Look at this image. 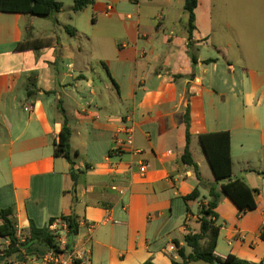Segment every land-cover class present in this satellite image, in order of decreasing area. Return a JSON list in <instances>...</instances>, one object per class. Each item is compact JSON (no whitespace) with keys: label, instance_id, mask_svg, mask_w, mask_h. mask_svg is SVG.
<instances>
[{"label":"crops","instance_id":"obj_1","mask_svg":"<svg viewBox=\"0 0 264 264\" xmlns=\"http://www.w3.org/2000/svg\"><path fill=\"white\" fill-rule=\"evenodd\" d=\"M148 1L151 8L145 13L139 0L135 18L131 15L126 18L135 19V38L123 44H112L113 57L103 63L111 78L106 88L116 91L120 103L114 105L110 99L111 105L102 104L94 108L91 101L82 95L84 92L95 95V80L91 79L88 67L78 63L82 48L78 46L77 51L72 50L73 54L64 49L58 50L64 44L60 36L55 35L56 41L50 47L17 51L18 44L28 38H49L40 35L42 25L38 21L45 18L0 11V117L6 124L11 144L10 147L0 146V160L7 155L12 158L20 156L29 161L25 166H17L11 161L9 170L1 174L3 178L0 179L11 195L4 208H14L21 241L29 234L30 220L35 222L28 206L42 208L51 204L59 209L63 203V214L74 211L81 225L77 236L66 237L68 247L86 251L89 263L143 264L151 259L155 264H172L173 259L179 260L175 240L184 245L187 234L199 232L200 208L209 201L207 186L200 188L201 197L198 200L186 202L184 199L200 184L194 170L181 161L187 145L184 115L189 105L190 150L193 157L195 144L200 145V135L229 131L233 179L242 180L258 190L257 208L242 216L234 203L222 195L224 198H221L217 208L218 224L222 208L227 205L236 218L225 219L232 222L233 228L225 229L228 247L223 250L220 249V241L224 225H221L215 254L222 259L234 254L243 260L264 262V177L260 175L264 173V166L254 171L245 169L242 177L235 175L234 133L232 129H220L219 124L208 122L206 115L205 95L227 100L238 89L235 64H223L219 56L221 51L217 50L214 41L212 2L199 0L195 10L196 29L190 43L188 13L183 10L177 14L171 0ZM99 5L95 0V10ZM108 7H113L115 13L112 4H107L103 12L106 13ZM61 12L49 18H58ZM56 22L60 24L57 19ZM67 26L71 25H64L65 31L75 38L77 30L72 29L70 33ZM162 31L167 33L160 35ZM100 47L109 48V43H100ZM211 47L218 51L217 55H207V52H212ZM243 72L247 99L242 115L235 116L233 126L236 131L249 127L264 134V125L260 120L264 105V72L258 73L247 67ZM28 87L36 88L38 93L28 97ZM140 94H143L141 101ZM130 102L133 109L128 105ZM20 107L30 114L26 120L15 125L13 118ZM61 108L72 131V150L78 152L76 194L73 193L74 181L68 161L56 158L54 149L49 155H42V150L50 146L54 148L59 138L64 125ZM54 110L59 115L52 118L49 111ZM130 127L134 128V146L122 143L126 139L125 131ZM75 134L85 151H88L90 140L108 145V153L104 156L107 167L98 168L97 161L91 159L88 153L72 146ZM25 136H29L25 144L15 146V141ZM110 151H114L112 155ZM254 151L264 162L263 136ZM204 157L208 162L205 154ZM142 163L147 167L146 172L140 170ZM197 164L204 182L214 183L209 163L212 177H206L201 163ZM249 171L262 179V188L253 185L252 178H243L250 176ZM51 177L60 182L55 183ZM24 180H28L29 185ZM188 181L195 182L190 189L185 187ZM1 197L0 192V203ZM181 202L185 203L182 211L179 209ZM52 214L55 213L48 216L60 218L63 215ZM174 220L181 223L178 229L174 228ZM177 232L179 235H176ZM229 241H232L231 245ZM9 245L8 240L0 237V264H34V260L48 250L46 246L36 244L7 257L5 251ZM187 252L190 253L191 249L187 248ZM190 264L220 263L197 261Z\"/></svg>","mask_w":264,"mask_h":264},{"label":"rangeland","instance_id":"obj_2","mask_svg":"<svg viewBox=\"0 0 264 264\" xmlns=\"http://www.w3.org/2000/svg\"><path fill=\"white\" fill-rule=\"evenodd\" d=\"M59 1L63 3V8L58 18H45L43 19L44 21H38V24L42 25L40 35L42 37L60 36L64 47H59L58 50L64 49L73 54L74 52L72 50L76 49L77 51L78 46L82 48L83 52L79 56L78 63L83 67H88L87 71L91 79L95 80V95H90L89 92H84L82 95L87 98L89 102L91 101L93 108L102 104L111 105V100L113 101L112 104L118 105L120 102L118 101L116 91L106 88V84L111 83V78L103 66V63H107V61L113 57L110 49L111 46L114 48L113 45L116 43L123 44L135 38L137 24H135L134 15H137V4L139 0H98L100 5L96 10L91 6L76 14L73 12L72 8L74 6V0ZM140 1L142 2L144 13L148 8H151L148 0ZM171 1L174 11L177 14L183 12L185 0ZM211 2L214 8L215 18L214 41L218 47L217 50L221 51L219 56L222 58L223 64H226V62L227 64H229V62L235 64V81L238 89L236 94L232 97L229 96L227 100H225V98L219 99V97L216 96L209 97V95H205L206 115L208 122L219 124L220 129H232L234 133L233 154L235 175L242 177L245 175V169L254 171L264 166L263 159L254 151L255 147L259 145L260 137H264L262 131H257L249 127H243L242 130L236 131L233 126L235 116L242 115L244 111L243 104L247 99V83L242 77L244 74V67L258 73L264 72V0H211ZM107 4L114 5L116 9L115 13L112 11L113 15L111 17H107L106 13L103 12ZM128 15L134 18L126 19ZM56 19L59 20L60 24L56 22ZM64 25H71L77 30L76 39L70 37L65 31ZM37 29L39 30V28ZM164 33L167 32L162 31L160 35ZM97 41L100 42L97 44ZM107 42L109 43V48L106 47L103 49L100 47V43ZM211 50L212 52H207L208 56L218 54V51L214 47H211ZM74 55H76V53ZM60 71L62 72V69ZM22 92L23 96L26 98L24 90H22ZM140 97H143V94L139 95V100L141 101ZM213 98H215V101L212 102ZM128 105L132 108L131 102L128 103ZM29 114V112H26L20 107L17 116L13 118V123L15 125L19 124L21 120H26ZM49 114L52 118L59 115L58 112L56 114V110L49 111ZM58 118H60V116ZM260 120L264 125V105L261 107ZM27 138H29V136L15 141V146L21 147L25 144ZM79 143V138L75 134L72 146L74 148H80L82 153H88L91 159L97 161L98 168L107 167V165L104 164V156L108 153L107 144L102 141H98L96 144L90 140L87 144L88 151H85V148ZM4 145L6 147L11 146L6 131V124L0 117V146L4 147ZM53 149L54 148L50 146L49 149L42 150V155H49L52 153ZM193 153L197 163H201L203 167V174H205L206 177H212L213 171L211 173L208 162L205 161L203 151L198 143L195 144ZM80 159L81 158H79V160ZM11 161L17 166H25L29 163L28 160L20 156H13L12 158L5 155L0 160V178H3L1 174H4V171L9 170L11 167ZM60 162H62V160ZM262 169L264 170V168ZM250 173L249 177L243 178H252V184L262 188V179L258 177L256 173ZM51 178H53L52 180L57 184L60 182L59 179H54L56 177ZM24 181L29 185L28 180ZM47 181L49 182V179ZM3 183L4 182L0 179V192L2 193L0 205L5 207L11 195L8 194L9 190ZM194 183V181H188L185 187L190 189L192 185H195ZM9 188L11 189V185H9ZM192 190H194V188ZM110 192L115 194V192ZM183 206H185V203L181 202L179 205L180 211H182ZM28 208L31 215L35 217L32 219L35 220L38 227H45L48 224L51 217L48 216L49 213H55L52 214L54 216H61L64 213L63 203L59 209H55L51 204L42 208H33L31 206H28ZM226 218H236L235 214H232L229 210L228 205L222 208L221 220L219 222L220 225H224V231L220 241L221 250L228 247L225 229L230 227L233 228L232 222L226 221ZM232 221L235 223L234 219ZM173 223H175V229L181 226V223L176 222V220H174ZM62 229L63 228H59L58 231ZM176 235H179V233L177 232ZM62 236L64 235L62 234Z\"/></svg>","mask_w":264,"mask_h":264},{"label":"trees","instance_id":"obj_3","mask_svg":"<svg viewBox=\"0 0 264 264\" xmlns=\"http://www.w3.org/2000/svg\"><path fill=\"white\" fill-rule=\"evenodd\" d=\"M199 0H185L184 10L189 15L188 21V40L193 41V32L196 29L195 10L198 7ZM95 0H74L73 11L79 13L88 7L94 6ZM63 3L58 0H0V11L3 13H15L30 15L39 18H49L56 13L61 12ZM94 21V20H93ZM70 32L75 28L67 26ZM71 33V32H70ZM73 34V33H72ZM75 34V33H74ZM56 41L55 37L31 39L28 38L20 42L17 51L39 50L53 45ZM195 62V58L193 57ZM214 61V60H209ZM105 67L106 65L103 64ZM38 91L36 88L27 89V96L34 97ZM61 115L64 117V125L60 131L58 140L54 143V156L56 158H64L70 164V175L74 181L73 193L76 194L77 173L75 170L76 157L78 152H74L71 147L72 131L68 126V120L65 111L60 109ZM184 122L186 125V149L181 157L183 164L191 167L200 184L188 195L184 197L186 202L198 200L201 197L202 186L209 189V201L207 204L201 205L200 230L198 233H189L184 237V245L180 241L175 240L174 245L179 260H172V264H190L192 262L203 261L206 263L220 264H264V262H251L243 260L234 254H229L225 259L216 256L215 252L218 246V240L222 226L218 224L219 214L217 208L221 202L222 195L228 197L242 216L248 211L257 208L256 194L257 189H252L244 181L233 179V157L231 148V133L229 131H219L205 133L199 136V142L203 149L208 163L213 171L215 182L205 183L201 177L199 165L195 162L190 150L192 135L190 133V108L186 107ZM114 151H110V155ZM264 177V173H260ZM221 184V190L219 185ZM15 210L13 207L4 208L0 205V237L8 240L10 245L5 251V255L10 257L21 249L31 248L33 245H43L47 247V251H56L61 253L58 247L57 237L50 227L58 220L67 225V237L73 238L79 234L81 225L80 218L74 211L68 215L63 214L60 218H50L45 227H38L33 220H30L29 234L24 241L18 236V225L14 219ZM187 248L191 252H187ZM91 264V263H89ZM143 264H155L153 260H147Z\"/></svg>","mask_w":264,"mask_h":264},{"label":"built area","instance_id":"obj_4","mask_svg":"<svg viewBox=\"0 0 264 264\" xmlns=\"http://www.w3.org/2000/svg\"><path fill=\"white\" fill-rule=\"evenodd\" d=\"M113 7H108L106 16H111ZM126 139L122 143L128 146H134V128L130 127L126 129ZM141 172H146L147 167L144 163L140 164ZM117 190V188H113ZM123 193V191H121ZM59 228H63L61 231H58ZM51 231L58 236V247L61 253L56 251H47L43 256L36 258L34 264H89L87 258L88 254L86 251H80L76 249H70L67 242V225L62 222L54 223L50 227ZM62 234L64 236H62ZM230 245L232 241L228 242Z\"/></svg>","mask_w":264,"mask_h":264}]
</instances>
